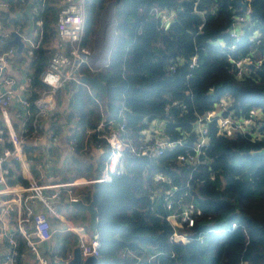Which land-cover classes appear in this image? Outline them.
Here are the masks:
<instances>
[{"label":"trees","instance_id":"trees-1","mask_svg":"<svg viewBox=\"0 0 264 264\" xmlns=\"http://www.w3.org/2000/svg\"><path fill=\"white\" fill-rule=\"evenodd\" d=\"M0 1L9 6L1 15L15 23V14L35 0ZM109 1H115L116 37L107 67L97 72L107 95L94 91L90 95L86 86L74 83L58 89L50 121L55 132L94 127L101 118L100 109L108 120L124 108L126 127L135 134L160 118L169 138L177 140L187 135L198 115L226 96L235 115L250 108L264 114V62L238 79L227 60L229 51L225 52L235 44L230 51L233 58H259L264 53V0L249 1V23L238 40L229 37L234 16L239 14L237 0H85L86 45L91 46L100 12ZM63 2L44 0L33 16L32 28L36 20L42 22L41 35L35 39L39 45L29 59L21 58L29 71L31 113L34 100L45 89L40 75L59 43L55 23ZM154 9L175 10L177 17L161 26ZM255 31L260 33L258 42L249 41ZM9 47L0 43V52ZM193 55L198 66L189 76L187 63L174 72L168 70L172 61H189ZM80 71L95 74L87 66ZM261 148L264 140L252 142L246 134L217 135L213 120L207 159L195 169L176 161L181 148L160 158L126 156L125 173L94 183L88 191L87 201L92 200L98 211L93 233L99 240L97 264H136L133 255L142 257L143 264H264V154H252ZM95 153L70 155L76 176L98 175L109 154L104 141ZM10 164V174L17 175L15 161ZM156 172L172 179L170 185L159 186L176 185L178 194L187 192L183 201L192 199L201 211L195 225L182 230L189 237L186 243L170 239L172 228L165 212L152 199L151 177ZM209 229L220 231L202 238ZM67 252L63 245V257ZM124 252L132 255L123 256Z\"/></svg>","mask_w":264,"mask_h":264},{"label":"built area","instance_id":"built-area-1","mask_svg":"<svg viewBox=\"0 0 264 264\" xmlns=\"http://www.w3.org/2000/svg\"><path fill=\"white\" fill-rule=\"evenodd\" d=\"M249 1L243 0L247 5V11L235 15L230 26L229 37L234 40L240 38L244 26L249 23L251 13ZM43 2L44 0L31 2L32 21L33 16L38 15L41 10ZM0 9L8 10L9 6L0 1ZM154 14L159 18L161 26L168 25L177 17L175 10L154 9ZM41 24V20H36L35 27L29 34L21 33L20 26L13 29L20 34L24 43L23 49H26L29 56L39 45L35 39L36 36L41 35ZM84 25L85 0H64L55 23L59 43L40 75L45 89L34 100V113L30 112L28 100L27 86L30 77L26 76L21 81H17L8 72L10 59L16 54V48L12 46L0 52V244L3 247L0 252V264H22L25 260L26 264H66L71 258L72 250L63 257V252H57L60 248L58 245L52 248L43 247L45 243L53 239L57 231L76 237L75 246L80 248L83 258L90 255L97 256L99 248L97 236L65 221L58 210L51 205V201H60L62 197L67 204L78 199L87 201L92 184L108 182L113 175L125 173L126 156L160 158L168 152L181 148L176 155V161L195 169L207 159L209 124L213 120L216 121L217 135L232 137L236 134H246L252 142L264 140V114L256 108H250L245 114L235 115L234 110L230 108L229 96L221 98L213 109L198 115L187 135L177 140L169 138L163 120V124L156 131L157 134L153 130L148 134L144 129L135 134L126 127L124 108L119 109L116 118L108 120L100 109L101 118L94 127L76 132L70 131L66 138L69 153L85 157L89 153L96 154L101 140L104 141L109 154L99 168L98 175L90 178L75 177L63 181L56 180L49 172L44 174L42 169L52 164L48 148L56 144L59 139L50 126L56 107V91L68 83H74L86 86L90 95L93 94L90 86L81 81V76L84 74L80 69L84 66L89 68L88 60L92 53V44L89 46L84 43ZM4 36V34L0 35V42L4 40ZM259 37L260 33L255 31L249 36V41L258 42ZM235 49V44L228 45L225 52L229 51L226 53L227 60L238 79L247 76L251 70L264 62V53L259 58H253L250 55L233 58L230 51ZM185 63L189 70L187 76H189L198 66L196 55H193L189 61L182 59L172 61L168 70L174 72L178 66ZM250 65H253V68ZM16 88L23 92L22 97L18 99L15 97ZM15 98L18 104L14 106ZM11 111H15L16 118L19 119L17 129L10 118ZM218 112L221 113L219 116ZM187 137L192 138L187 141ZM45 141H48V144H45ZM12 160L15 161V167L19 171L15 177L10 174ZM30 162L34 163L37 176L32 174ZM147 175V171L144 170L142 173L144 181ZM17 177L26 183L18 181ZM151 182L152 199L161 204L165 212V220L172 228L170 239L174 242H188L189 237L182 230L195 225L196 218L201 214L200 209L195 206L192 199L183 201L182 197L187 192L178 194L179 188L176 185H171L167 189L159 186L160 183L169 185L172 183V179L163 173H154ZM41 207L60 221L58 228L54 227ZM212 231L220 230L209 229L201 235L202 238ZM122 255L132 254L124 252ZM133 256L137 259L136 264H143L142 257Z\"/></svg>","mask_w":264,"mask_h":264},{"label":"water","instance_id":"water-1","mask_svg":"<svg viewBox=\"0 0 264 264\" xmlns=\"http://www.w3.org/2000/svg\"><path fill=\"white\" fill-rule=\"evenodd\" d=\"M236 3L239 6V12L247 11V5L245 2H243V0H237ZM31 5V2L27 3L23 11V13L28 16L30 21H32V14L30 11ZM114 11L115 1H109L102 8L98 18V26L92 37V53L88 60L89 69L95 72V74L92 76H81L82 83L89 85L94 92L102 96L107 95V86L105 82L100 79L97 72L102 68L107 67L109 63V55L115 41L117 27V20L115 18ZM11 36L13 37L12 40L8 41L3 46L14 45L16 46V53H22L24 43L21 40L20 34L16 31H12ZM250 67L253 68V65H250ZM220 114L221 113L218 112L217 115L219 116ZM252 154L263 155L264 148L253 151ZM67 206L72 207L78 211L87 212L89 214L88 227L92 232L96 231L98 211L92 200L84 201L82 199H78L76 201L69 202ZM46 246H48L47 243L43 245L44 248ZM98 261L99 258L96 255H90L83 258L80 248L78 246H75L72 250L71 258L66 264H97Z\"/></svg>","mask_w":264,"mask_h":264},{"label":"crops","instance_id":"crops-1","mask_svg":"<svg viewBox=\"0 0 264 264\" xmlns=\"http://www.w3.org/2000/svg\"><path fill=\"white\" fill-rule=\"evenodd\" d=\"M25 6L15 14V18H18V20L15 23L11 22L9 19H5L1 15V13L5 12L6 10L0 9V35L1 36H2V34L5 35L3 38L4 40L2 42H0V43H3V45L5 43H7L8 41L12 40L13 37L11 36L10 33L13 31V29L16 26H20V27L22 26L19 30L21 33H25V34L30 33L33 22L30 21V19L28 18V16L25 13H23ZM10 46H14V45H10ZM14 48H16V46H14ZM17 54L18 53H16L14 56L11 57L10 65L8 66V72L10 74H12V76L17 81H21L23 78L28 76L29 71L26 70V68H25L26 65L24 66L22 64L21 58L18 59ZM22 95H23V92L20 91L19 88H16L15 97L18 99V97H22ZM16 98L13 100L14 106L18 104V101ZM67 134L68 133L66 132V130H63V135L61 137H59L57 143L53 144L51 147L48 148L52 164L49 167L45 168L46 171L53 174L54 178L56 180H63V181L70 180V179L75 178V177H84V178L94 177V176H84V175L76 176V174H75L76 173L75 172L76 163H75L74 157H70L71 154L69 153V151L67 150V147H66ZM45 144H48V141H45ZM92 163H93V161H92ZM33 164H34L33 162L29 163L31 169L32 168L34 169ZM10 166L12 167L13 165L10 164ZM11 167H10V169H11ZM12 169H13V167H12ZM16 172H17V174H19L18 169H16ZM13 177H15V175ZM90 188H91V186H90ZM64 209L66 210L67 214L69 215L68 218L65 217L64 215H62L63 219L65 221H68L70 224H72L78 228H81L83 230H85V228H89L88 227V225H89V214L87 212L78 211V210H76L72 207H69V206H63V210ZM63 228H64V225H63ZM93 233L94 232H92L91 234L94 235ZM68 236L71 237L72 239L67 240L66 242L63 243V245L65 246V251L70 252L71 250H73L72 248H74V246L76 245V243H75L76 237L70 236V234H65L63 232V237L65 239ZM53 244L54 243H52V240L47 243L48 247H54ZM2 248L3 247L0 244V252L2 251ZM22 264H26V260L23 261Z\"/></svg>","mask_w":264,"mask_h":264},{"label":"rangeland","instance_id":"rangeland-1","mask_svg":"<svg viewBox=\"0 0 264 264\" xmlns=\"http://www.w3.org/2000/svg\"><path fill=\"white\" fill-rule=\"evenodd\" d=\"M17 57H18V59H20V58L29 59L31 56H29V55H28L27 53H25V52H22V53H18V54H17ZM10 118H11L12 123L14 124L15 128L17 129V125H18V123H19V119L16 118V113H15V111H11V112H10ZM161 124H163V121H162L160 118L152 119L151 121H149V122H147V123L145 124L144 130H145L146 133H148V134H149V132H150L151 130H153V131L156 132V131L159 130V127L161 126ZM56 134H57L59 137H61V136L63 135V130H61V131H59V132L57 131ZM156 134H157V132H156ZM31 170H32V174L35 175V176H37V171H36L35 169H33V168H32ZM42 171H43L44 174H48V171H46L45 168H43ZM86 176H87V175H86ZM53 179H54V178H53ZM51 205H52L53 207H55L61 215H64V216L67 217V218L69 217V215L67 214L66 210H65V209L63 210V206H67V203L65 202V200L63 199V197H62V199H61L60 201H51ZM41 210L46 212V210H45L43 207H41ZM46 213H47V212H46ZM47 216L50 218V220H51L52 223L54 224V227H55V228H58V227L60 226V221L57 220V219H55V218L53 217V215H50V214L47 213ZM85 231L88 232L89 234L92 233V231H91L89 228H85ZM71 239H72V238L69 237V236L66 237V239H65V238L63 237V234L57 231V232L54 234V237H53V239H52V243H54V244H53L54 247H55L56 245H58L60 248L57 250V252H58V253H62V252H63V243L66 242L67 240H71ZM51 248H52V247H51ZM49 253H50V250H49Z\"/></svg>","mask_w":264,"mask_h":264}]
</instances>
